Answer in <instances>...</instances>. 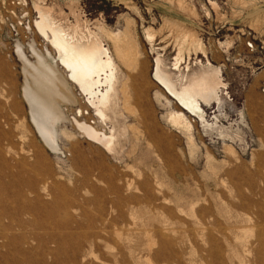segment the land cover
I'll use <instances>...</instances> for the list:
<instances>
[{
	"label": "rangeland",
	"instance_id": "374dc122",
	"mask_svg": "<svg viewBox=\"0 0 264 264\" xmlns=\"http://www.w3.org/2000/svg\"><path fill=\"white\" fill-rule=\"evenodd\" d=\"M12 2L0 0V195L12 215L0 225V233L8 234L0 242V264H134L125 258L128 248L135 264H238L239 256L264 264V0H25L23 6ZM42 7L64 28L76 26L84 35L101 34L111 51L109 33L123 36L127 31L136 41L143 75L138 67L129 70L116 60L120 84L105 123L75 88V102L58 99L68 118L79 115L74 112L81 108L85 114L78 119L86 117L107 134L113 129L116 151L110 153L102 143L83 138L71 122L58 124L59 149L52 150L32 124L16 45L30 61L36 59L32 47L54 55L35 26L37 9ZM180 31L203 43L210 65H205L201 52L188 49L179 69L173 66L182 47V36L177 39ZM147 32L153 34L152 40ZM158 54L175 77L189 69V79L205 67L213 73L212 79L223 83L220 101L202 104L206 122L183 110L151 78ZM125 82L127 105L120 91ZM168 110L184 112L185 132L166 122ZM150 133L156 134L157 143H174L169 161L173 168L183 167L184 174L159 168L147 151ZM157 178L169 179L171 189L164 185L161 192L170 198L194 190L206 202L192 207L187 202L180 214L173 203L159 200L147 205L133 199L143 196L141 181L159 195ZM238 185L247 199L227 201ZM252 197L254 202L249 201ZM162 205L172 210L168 223L175 239L171 242L155 228L156 219L166 211ZM152 215L158 218L152 220ZM211 245L220 253L207 255ZM232 250L240 253L238 257Z\"/></svg>",
	"mask_w": 264,
	"mask_h": 264
},
{
	"label": "bare ground",
	"instance_id": "6f19581e",
	"mask_svg": "<svg viewBox=\"0 0 264 264\" xmlns=\"http://www.w3.org/2000/svg\"><path fill=\"white\" fill-rule=\"evenodd\" d=\"M37 10H38L37 12H39L38 13L39 19L35 21V26L42 35V37L45 38V40L54 50V55H52V53L48 49H45V54H44L38 52L36 49L32 47V52L36 59L34 61H30L26 59L25 57L26 55L24 56L22 54L21 46L18 44L16 45L18 56L22 59L23 72L25 74L23 97L28 105L32 124L36 127L43 142L46 145H48L52 150L59 149L56 140V127L58 126V124L71 122L73 124V129L77 134H81L83 138L91 141L92 143L95 144L102 143V145H104L110 153L114 152L115 147L113 148V144H114L113 129H109V134H107L104 130L102 131L101 128H98L96 125H94L95 123L93 122L88 123L86 117L84 119L80 118L81 116L83 117L85 114L84 110L81 108H79L80 111L77 110V112H74L75 114H79V115H73L71 118H68L63 112V110L60 108L58 99L66 102H72V103L75 102V97L72 93V88H75L81 95L83 94L86 97L87 99L86 101L89 103V105L94 109V111L98 115L99 121L105 123L106 120H109V116H107L106 112L108 111V109L109 110L112 108L114 109V105L116 103L115 102L116 84L119 83L116 76V69H117L116 60H119L121 64H123L125 67H128L129 70L138 67L140 76L143 75V71L139 67L140 64L138 58L139 49L137 47L138 45L136 41L130 38L129 34H127L128 33L127 31L122 34L123 36H120L119 34L110 35L109 33L108 34L109 39L111 40L113 46V50H112L113 52H112L110 48L104 44L103 42L104 39H102L103 36H101V34L88 31L87 35H84L76 28V26H73L71 28L68 27L64 28L62 25L57 24V22L51 17L49 13L50 10L48 11V9H45L43 7L42 9H37ZM146 35L149 40H152L153 38L152 33L147 32ZM177 36H178L177 39L180 38V36H182L181 37L182 40H179L182 43V47L178 48L177 54L174 57L173 66L175 68L179 69V66L181 65V63H183L182 59L185 50L187 52L188 49H191L195 52L197 51L201 52L204 56H207L206 47L203 45V43L199 42V39L197 40V38L194 37L191 33H189L188 31H180V33H178ZM195 39L197 40L196 42ZM155 58L156 59H155L154 67L152 69L153 76L151 78L155 80L160 86H162L164 90H166V92L169 94V96H171L183 110L187 111L190 115L197 117L203 123L206 122L205 111L202 107V104L205 105L210 104L213 101L218 103L220 101L219 89L221 87L220 85L223 83L219 80L217 81L212 79L213 73L211 72V70H207L208 68L205 70V67L200 68L201 70L199 71L193 72V74L188 79L187 72L189 71V69H187L186 67L188 66H186L185 67L187 69L185 70L186 72L185 71L183 73L180 72V75H177L175 77L174 73L167 68V65L164 62V59L161 57V55L158 54ZM196 62H198V64L200 65L203 63L201 62V60H198ZM205 65H210L209 59H206ZM134 70L136 71V69ZM126 85L127 84L125 82L122 89L120 90L123 95L122 100H124V102L126 103L125 105L128 104V100L130 99L129 94L127 93L128 96L126 94L127 92ZM78 116H80L79 119L77 118ZM166 122H168V124H170L172 128L178 130V132L180 131L185 132V130L188 128V121L186 120L185 114L182 110H173V111L168 110V112L166 113ZM61 130L66 137L68 138L71 137L72 133L69 134L66 131H64V129ZM149 135L151 142L147 140V144H146L147 151L151 153L152 156L154 155L153 158L157 160L159 168L166 167L167 170L170 171V173L177 171L178 173L184 174L185 172L182 169L183 168L182 166L181 169L179 168L180 165H178L177 168H173L174 166H172V164L169 161L171 156L170 153L172 151V148L174 147V143L173 142L169 144L157 143L155 140L156 134L150 133ZM190 138L191 137L187 136L189 143L191 141ZM214 161L215 160L213 158L210 159V162L215 163ZM165 178H167V175H165ZM170 184L171 183L169 179L157 178L155 180V186L157 187L158 189L157 192L159 194L157 195V193L154 192L153 186H150L146 181H141L138 183V185L143 190V196L140 199L137 198V196H133V199L137 201L142 200L147 205L155 204L159 200H163L165 205L173 203L174 205L177 206V210L180 214H184L185 210L183 204L187 202L189 204L188 207L196 206L197 203H199L200 201L206 202V199L202 198L201 194L200 195L196 194L194 190H191L192 193L188 195L180 193V194H175L174 197L170 198L169 196L161 192L162 191L161 188L164 187V185H167L166 187L171 189V187L169 186ZM246 184L248 187L252 185L251 182H246ZM241 186L242 185H238L234 197H231L227 201L242 202L247 199L244 193L242 192ZM2 198L0 195V225L2 224L3 219L11 220L12 217V215L9 212H6L7 208L2 203ZM249 201L254 202V198L253 197L250 198ZM165 205H162L163 207L166 208V211L165 212L163 211L164 213H162L161 218H158V216L156 215H152L150 218L152 220L156 218L159 219V220L156 219L157 224L155 228L157 233L162 239L171 242L173 239H175L174 237H170V233L173 232L174 230L173 228L170 227L168 223L169 220L168 215L172 212V210L166 207ZM222 207H224V205ZM156 209H157L156 207L155 209L153 208V210L155 211ZM193 212H191L190 210V215ZM225 215L227 216V214L224 213V216ZM199 222L200 221H198V223ZM248 227L250 228L251 226ZM204 228L202 229L204 230ZM243 228L240 229L239 227L240 230L244 231ZM209 232L208 234H210ZM117 234H119V231ZM147 234L150 235L149 233ZM6 239H8V234L6 235V233H0L1 244H3ZM212 239L213 236L211 235L210 240L212 241ZM148 244L151 245V243ZM246 244L248 245L249 243ZM246 244H242L243 247L242 252H246L248 250V248H246L247 247ZM150 248L151 246L149 247V249ZM236 250L231 251V253L234 256H236L238 252ZM126 253L127 256H125V258L130 257L131 261H133V263L135 264L136 259L134 260L132 249L128 248V251ZM213 253L219 254L220 252L216 246H214L213 248L211 245L210 249L207 251V255L209 256L214 255ZM231 257L233 259V256ZM236 257H238V255ZM258 257L260 258V256ZM227 260L229 259L227 258ZM237 260H239V262H237L238 264H252V262H250V260L248 259L247 261H245L243 259V256L241 257L239 256V259L237 258Z\"/></svg>",
	"mask_w": 264,
	"mask_h": 264
},
{
	"label": "built area",
	"instance_id": "2783aa9c",
	"mask_svg": "<svg viewBox=\"0 0 264 264\" xmlns=\"http://www.w3.org/2000/svg\"><path fill=\"white\" fill-rule=\"evenodd\" d=\"M12 3L13 4L15 3L17 6H23V5H25V0H13ZM15 27H16V24L13 23L11 25V29L16 33ZM28 29H29V26H28ZM263 88H264V84H263Z\"/></svg>",
	"mask_w": 264,
	"mask_h": 264
},
{
	"label": "flooded vegetation",
	"instance_id": "af4514ba",
	"mask_svg": "<svg viewBox=\"0 0 264 264\" xmlns=\"http://www.w3.org/2000/svg\"><path fill=\"white\" fill-rule=\"evenodd\" d=\"M205 59H207V56H204L203 54H201Z\"/></svg>",
	"mask_w": 264,
	"mask_h": 264
},
{
	"label": "crops",
	"instance_id": "0c3cea01",
	"mask_svg": "<svg viewBox=\"0 0 264 264\" xmlns=\"http://www.w3.org/2000/svg\"><path fill=\"white\" fill-rule=\"evenodd\" d=\"M207 69V68H206Z\"/></svg>",
	"mask_w": 264,
	"mask_h": 264
}]
</instances>
